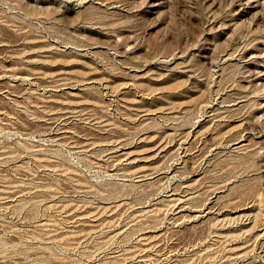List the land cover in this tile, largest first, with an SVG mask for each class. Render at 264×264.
<instances>
[{
  "label": "rangeland",
  "instance_id": "1",
  "mask_svg": "<svg viewBox=\"0 0 264 264\" xmlns=\"http://www.w3.org/2000/svg\"><path fill=\"white\" fill-rule=\"evenodd\" d=\"M0 264H264V0H0Z\"/></svg>",
  "mask_w": 264,
  "mask_h": 264
}]
</instances>
